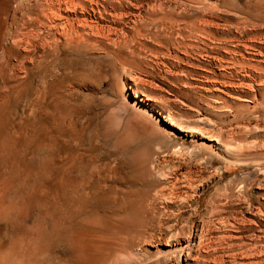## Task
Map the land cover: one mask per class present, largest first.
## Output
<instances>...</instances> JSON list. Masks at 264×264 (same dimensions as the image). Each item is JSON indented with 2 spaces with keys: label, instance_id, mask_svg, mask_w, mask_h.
<instances>
[{
  "label": "rangeland",
  "instance_id": "1",
  "mask_svg": "<svg viewBox=\"0 0 264 264\" xmlns=\"http://www.w3.org/2000/svg\"><path fill=\"white\" fill-rule=\"evenodd\" d=\"M263 13L0 0V264H264ZM66 21L83 41L61 36Z\"/></svg>",
  "mask_w": 264,
  "mask_h": 264
},
{
  "label": "bare ground",
  "instance_id": "2",
  "mask_svg": "<svg viewBox=\"0 0 264 264\" xmlns=\"http://www.w3.org/2000/svg\"><path fill=\"white\" fill-rule=\"evenodd\" d=\"M53 5H55V4H53ZM66 5H67V4H66ZM160 5H161V4H160ZM54 7H55V6H54ZM54 7H53V8H54ZM56 7H57V10H58V6H56ZM85 7H86V6H85ZM51 8H52V7H51ZM59 8H60V7H59ZM69 8H70V7H69ZM71 8H72V7H71ZM54 9H55V8H54ZM54 9H53V10H54ZM66 9H67V8H65V10H66ZM57 10H55V11H57ZM59 10H60V9H59ZM59 10H58V11H59ZM72 10H73V9H72ZM72 10H71V11H72ZM51 11H52V9H51ZM55 11H54V12L52 11V12L55 13ZM66 11H68V10H66ZM69 11H70V10H69ZM69 11H68V13H69ZM208 11H209V10H208ZM63 12H64V11H63ZM58 13H59V12H58ZM60 13H61V12H60ZM60 13H59V14H60ZM71 13H72V12H71ZM261 13H262V12H261ZM59 14H57V15H59ZM61 14H62V13H61ZM63 14H64V13H63ZM75 14H76V12H75ZM180 14H181V13H180ZM263 14H264V13H263ZM53 15H56V14H53ZM57 15H56V17H57ZM69 16H70V15H69ZM49 17H50V16H49ZM66 17H67V15H66ZM79 17H80V16H79ZM81 17H82V16H81ZM210 17H211V16H210ZM63 18H64V17H62L61 19H63ZM71 18H72V17H71ZM52 19H54V17H53ZM59 19H60V18H59ZM54 20H56V19H54ZM78 20H80V19H78ZM82 20H87V19H86V17H85V19H84V17H83ZM88 20H89V19H88ZM88 20H87V21H88ZM157 20H158V19H157ZM89 21H90V20H89ZM201 21H202V20H201ZM70 22H72V21H70ZM70 22H67V21H66V23H61V29H62L61 31H62V33H63V35H61V36H64V38H65V35H71V37H72L71 39L74 40V41L72 40V43H73V42H76L77 39H79V38L81 39V37H82L86 32H85L84 34H81V30H80V32H79L78 28H76V27H75L73 24H71ZM82 22H83V21H82ZM92 22H93V21H92ZM92 22H90V23H92ZM57 23H58V21L56 22V25H60V22H59L58 24H57ZM73 23H74V22H73ZM97 23H99V22H97ZM210 23H211V22H210ZM212 23H213V22H212ZM1 24H2V23H1ZM53 24H54V23H53ZM77 24H78V23H77ZM85 24H86V23H85ZM92 24H93V23H92ZM161 24H162V23H161ZM80 25H81V24H80ZM80 25H79V26H80ZM88 25H89V24H88ZM95 25H98V24L95 23ZM85 26L87 27V25H85ZM92 26H94V25H92ZM101 26H103V25L101 24ZM204 26H205V25H204ZM81 27H82V26H81ZM81 27H80V28H81ZM89 27H90V26H89ZM95 27H96V26H95ZM163 27H164V26H163ZM55 28H56V27H55ZM97 28H100V27L97 26ZM101 28H102V27H101ZM103 28H104V27H103ZM244 28H245V27H244ZM179 29H180V28H179ZM93 30H94V28H93ZM96 30H97V32H98L99 29H96ZM96 30H94V31L96 32ZM55 31H57V30H55ZM85 31H86V29H85ZM106 31H107V30H106ZM57 32H59V31H57ZM57 32H55V33H57ZM72 32H74V35L72 34ZM83 32H84V31H82V33H83ZM108 32H109V31H108ZM55 33H54V34H55ZM98 33H99V32H98ZM98 33H97V34H98ZM103 33H104V32H103ZM106 33H107V32H106ZM64 34H65V35H64ZM75 34H76V35H75ZM80 34H81V37H80ZM56 35H57V34H55V36H56ZM99 35H100V33H99ZM99 35H98V36H99ZM104 35H105V33H104L103 35H101V36H104ZM55 36H54V37H55ZM76 36H77V37H76ZM94 36H95V34H94ZM96 36H97V35H96ZM57 37H58V36H57ZM95 38H97V37H94V39H95ZM66 39H67V38H66ZM69 39H70V38H68V39H67L66 41H64V42H67V41H68V43H70L69 45H72L71 42H69ZM71 39H70V41H71ZM82 39H83V38H82ZM82 39H81V40H82ZM57 40L60 41L59 38H58ZM57 40H56V41H57ZM62 40H63V38H62ZM62 40H61V43H62ZM75 40H76V41H75ZM83 40H84V39H83ZM83 40H82V41H83ZM85 40H86V39H85ZM49 41H50V40H49ZM88 41H89V36H88ZM41 42H42V41H41ZM79 42H80V41H79ZM79 42H78V43H79ZM43 43H44V42H43ZM49 43H50V42H49ZM61 43H60V44H61ZM78 43H77V46H78ZM40 44H41V43H40ZM44 44H45V43H44ZM47 44H48V43H47ZM51 44H52V43H51ZM55 44H56V42H55ZM58 44H59V43H58ZM75 44H76V43H74L73 46H75ZM48 45H50V44H48ZM52 45H53V44H52ZM56 45H57V44H56ZM56 45H54V46H56ZM63 45H64V44H63ZM66 45H67V43H66ZM79 45H80V44H79ZM84 45H85V44H84ZM35 46H36V45H34V48H35ZM39 46H40V45H39ZM45 46H46V45H45ZM54 46H53V48H54ZM60 46H61V45H60ZM32 47H33V46H32ZM42 47H43V44H42ZM46 47H47V46H46ZM57 47H58V46H57ZM57 47H56V48H57ZM40 48H41V47H40ZM40 48H38V49H40ZM47 48H50V46H48ZM51 48H52V47H51ZM59 48H60V47H59ZM47 50H48V49H47ZM33 51H34V50H33ZM50 51H51V49H50ZM50 51L48 50L47 52H50ZM41 52H42V50H41ZM43 52H44V50H43ZM35 54H36V53H35ZM48 54H49V53H48ZM48 54H47V55H48ZM38 55H39V54H38ZM39 56L41 57V55H39ZM43 57H45V56H43ZM41 58H42V57H41ZM243 59H244V58H243ZM40 62H41V61H40ZM254 66H255V65H254ZM242 67H243V66H242ZM3 68H4V67H3ZM4 69H5V68H4ZM51 79H52V78H51ZM83 81H84V80H83ZM52 82H53V81H52ZM84 84H87V83H84ZM82 85H83V84H82ZM46 86H47V85H46ZM47 87H48V86H47ZM46 92H47V91H46ZM53 92H54V91H53ZM51 94H52V93H51ZM53 94H54V93H53ZM53 94H52V95H53ZM60 104H61V103H60ZM117 115H118V114H117ZM120 116H121V114H120L118 117H120ZM4 121H5V120H4ZM1 122H2V121H0V123H1ZM2 123H3V122H2ZM4 123H6V121H5ZM70 123H71V122H70ZM6 124H7V123H6ZM56 125H57V124H56ZM72 125H73V122H72ZM70 126H71V125H70ZM70 126H69V129L71 130ZM8 127H9V126H8ZM67 127H68V126H67ZM1 128H4V127H1ZM34 128H35V127H34ZM73 128H75V127H72V130H74ZM6 129H7V128H6ZM6 129H5V131H6ZM11 129H12V128H11ZM67 129H68V128H67ZM2 130H3V129H2ZM2 130H0V131L2 132ZM8 131H9V129H8ZM8 131H6V132H8ZM35 131H36V129H35ZM14 132H15V131H14ZM19 132H20V131H19ZM72 132H73V131H72ZM8 133H9V132H8ZM21 133H22V132H21ZM74 133H75V132H74ZM9 134H10V133H9ZM71 134H72V133H71ZM4 135H5V134H4ZM33 135H34V134H33ZM37 135H39V134H37ZM1 136H2V135H1ZM1 136H0V137H1ZM21 136H22V135H21ZM6 137H7V136H6ZM33 137H34V136H33ZM33 137H31V139H32ZM36 137H38V136H35L34 139H35ZM3 138H4V136H3ZM18 138H19V137H18ZM4 140H5V139H3V141H4ZM8 140H9V138H8ZM16 140H17V139H16ZM18 140H19V139H18ZM1 141H2V140H1ZM5 141H7V139H6ZM5 141H4V143H5ZM36 141H37V140H36ZM2 143H3V142H2ZM4 143H3V144H4ZM10 143H11V142H10ZM15 143H16V142H15ZM34 143H35V142H34ZM34 143H33V144H34ZM51 143H52V142H51ZM65 143H66V142H65ZM18 144H19V143H18ZM6 145H8V144L6 143ZM13 145H14V143H13ZM13 145H11V146H13ZM66 145H68V144H66ZM9 146H10V145H9ZM7 147H8V146H7ZM65 147H66V146H65ZM11 157H12V155H11ZM22 157L24 158L23 155H22ZM70 157H71V156H70ZM79 157H80V156H79ZM12 158H13V157H12ZM66 158H67V157H66ZM66 158H65V159H66ZM71 158H72V157H71ZM71 158H69V159H70V160H73V159H71ZM10 159H11V158H10ZM50 159H51V158H50ZM61 159H62V158H61ZM11 160H13V159H11ZM18 160H19V159H18ZM18 160H16V161L18 162ZM20 160H22V158H21ZM20 160H19V161H20ZM62 160H63V159H62ZM79 160H80V159H79ZM16 161H14V162L16 163ZM25 161H26V160H25ZM50 161H52V159H51ZM22 162H23V161H22ZM30 162H31V161H30ZM67 162L69 163L70 161L68 160ZM26 163H27V162H26ZM74 163H75V161H74ZM49 164H50V162H49ZM51 164H52V163H51ZM53 164H54V163H53ZM54 165H55V164H54ZM16 166H17V165H16ZM19 166H20V165H18L17 167H19ZM29 166H30V164H29ZM56 166H57V164H56ZM58 166H59V165H58ZM17 167H16V168H17ZM22 167H23V165H22ZM54 167H55V166H54ZM27 168H28V164H27ZM30 168H31V166H30ZM30 168H28V169H30ZM59 168H60V167H59ZM71 168H72V167H71ZM17 169H18V168H17ZM19 169H20V168H19ZM22 169L24 170V169H26V167H25V168H22ZM22 169H21V171H22ZM50 169H51L52 171H51V174H50L49 177H51V175L53 174V173H52L53 170H54V169H53V165H52V168L50 167ZM26 170H27V169H26ZM26 170H24V171L28 173V170H27V171H26ZM32 170H34V168H33ZM17 171L20 172V170H17ZM24 171H22V172H24ZM30 171H31V169H30ZM30 171H29V173H30ZM34 171H36V169H35ZM29 173H28V175H29ZM18 174H19V175H18ZM18 174L16 173V175L20 176V174H22V173H18ZM30 174H31V173H30ZM67 174H68V172H67ZM25 175H26V173H25ZM53 175H54V174H53ZM18 176H17V177H18ZM22 176H24V175L22 174ZM27 177H28V176H27ZM32 177L37 178V177H35V176H32ZM52 177H53V176H52ZM63 177H64V176H63ZM67 177H69V176H67ZM34 178H33V179H34ZM28 179H29V178H28ZM63 179H64V178H63ZM64 180H65V179H64ZM64 180H63V182H64ZM36 181L39 182V180H36ZM66 181H67V180H66ZM66 181H65V182H66ZM69 181H70V180H69ZM63 182H62V183H63ZM67 184H68V183H67ZM0 185H1V184H0ZM3 187H4V186H3ZM0 195H1V194H0ZM6 197H7V196H5V198H6ZM59 197H60V196H59ZM1 198H2V197H1ZM1 198H0V200H1ZM245 199H246V198H245ZM3 200H5V199H3ZM3 200H2V201H3ZM12 201H13V200H12ZM4 202H5V201H3V206H5L4 204H5L7 201H6L5 203H4ZM9 202H10V200H9ZM10 203H11V202H10ZM15 203H16V202H15ZM39 203H40V202H39ZM39 203H38V204L35 203V204L38 206ZM261 203H262V201H261ZM252 204H253V203H252ZM7 205H10V204L8 203ZM7 205H6V207H7ZM16 205H17V208L21 206L20 204H19V206H18V204H16ZM10 206H11V205H10ZM37 206H36V207H37ZM252 206H254V205H252ZM12 207L16 209L15 205L13 206V203H12ZM12 207H11V208L8 207V208H10V210H12ZM263 207H264V202H263L262 204H260V205L257 207V208H258V212H261ZM15 209H14V210H15ZM7 210H8V209H7ZM18 210L20 211L19 208H18ZM18 210H17V211H18ZM259 210H261V211H259ZM12 211H13V210H12ZM18 213H19V212H18ZM26 213H27V214H25V211H24V213H23V214H25V217H24V215H23V217L25 218V220H26V215H29V211L26 212ZM21 214H22V213H21ZM16 215H17V214H16ZM16 215H14L13 217L15 218ZM251 215H252V214H251ZM19 216H21V215H19ZM252 216H253V215H252ZM261 216H262V215H261ZM27 217H28V216H27ZM30 217H31V216H30ZM257 217L259 218V214H258ZM1 218H2V216H1ZM3 218H4V217H3ZM14 218H13V220H14ZM17 218H19V217H17ZM258 218H257V219H258ZM5 219H6V217H5ZM21 219L24 220V219L22 218V216H21V218H20L19 220H21ZM3 220H4V219H3ZM6 220H7V219H6ZM25 220H24V221H25ZM116 221H117V220H116ZM250 221H251V220H250ZM8 222H9V221H8ZM21 222L24 224L23 221H21ZM21 222L19 223V225L21 224ZM32 222H34V221H32ZM243 222H244V221H243ZM246 222H248V221L246 220ZM246 222H244V223L246 224ZM251 222H252V221H251ZM0 223H1V222H0ZM15 223H16V220H15L14 224H15ZM253 223H254V222H253ZM3 224H5V223H3ZM7 224H9V223H7ZM17 224H18V222H17L15 225L17 226ZM251 224H252V223H251ZM251 224H250V222L247 224V225H249V227H250V230L248 229L249 231H251V230L253 231V230H254L253 228H255L254 225H251ZM12 225H13V224H12ZM34 225H35V224H34ZM30 226H31V225H30ZM103 226H104V225H103ZM256 226H257L256 229H255L256 232H257V230L260 231L259 229L262 228V227H264V219L260 218V219L257 221ZM13 227H14V226H13ZM24 227H25V225H23V228H24ZM32 227H33V226L29 227V229H30V228L32 229ZM241 227L246 228L247 226L244 227V224H243V226H241ZM241 227H239L240 230H241V229L243 230V228H241ZM249 227H248V228H249ZM17 228H18V229H23L22 226H21V228H20V226L17 227ZM17 228H16V229H17ZM26 228H27V231H26L27 233H26L25 235H28V236H26V238L29 237V236L31 237L32 234L29 235V234H28V231L31 233L32 230H28V227H26ZM14 229H15V228H14ZM34 229H35V228H34ZM24 230H25V228L23 229V232H25ZM238 230H239V229H238ZM240 230H239V231H240ZM248 230H247V231H248ZM261 230H262V229H261ZM17 231H18V230H17ZM35 231L38 232L37 228L35 229ZM35 231L33 230L34 234L36 233ZM20 232H21V231H20ZM20 232H19V233H20ZM242 232H243V231H242ZM256 232H255V233H256ZM260 232H261V231H260ZM17 233H18V232H17ZM257 233H258V232H257ZM34 234L32 235V237L35 236ZM37 234H38L37 237H38V239H39V233H37ZM241 234H242V233H241ZM243 234H245V233L243 232ZM249 234H251V232H249ZM249 234H248V235H249ZM21 235H22V236H21ZM21 235L19 234V236H21V238H23L24 235H23L22 233H21ZM251 235H252V234H251ZM251 235H249V236H251ZM253 235H255V234H253ZM245 236H246V235H245ZM249 236H248V238H249ZM255 236H256V235H255ZM263 236H264V235H263ZM32 237H31V238H32ZM240 237H242V236H240ZM240 237H239V238H240ZM13 238H14V237H13ZM17 238H18V242L20 241L19 243H21V242L24 240V239L19 240L18 235H17ZM24 238H25V236H24ZM31 238L29 239L30 245H31V243H32V242H31ZM33 238H35V237H33ZM230 238H231V237H230ZM244 238H245V237H244ZM246 238H247V237H246ZM256 238H257V237H256ZM258 238H259V237H258ZM258 238H257V242L261 239V236H260V239H258ZM107 239H108V238H107ZM262 239H263V240H262ZM262 239H261V240L264 241V237H262ZM16 240H17V239H16ZM35 240L37 241V238H35ZM35 240H34V241H35ZM237 240H238V239H237ZM251 240H252V239H251ZM254 240H255V239H254ZM24 241H25V240H24ZM24 241L22 242V244L24 243ZM26 241H27V240H26ZM26 241H25V243H26ZM32 241H33V240H32ZM36 241H35V242H36ZM38 241H39V240H38ZM11 242H12V241H11ZM27 242H28V241H27ZM29 242H28V243H29ZM254 242L257 243L256 240L253 241V243H254ZM19 243L16 242V244H18V245H19ZM28 243H27V245L29 246ZM258 243L261 244V242H258ZM22 244H21V245H22ZM35 244L38 245V242H36ZM250 244H251V242H250ZM259 244H258V245H259ZM12 245H13V244H12ZM21 245H19V246H21ZM24 245H25V244H24ZM32 245H33V243H32ZM37 245H36V246H37ZM236 245H237V244H236ZM239 245H240V244H239ZM251 245H252V244H251ZM254 245H255V246H251V247H253V248H250L251 250H249V249L247 248V249L250 251L248 255L252 254V252L254 251V252H256V253H255V254H256L255 256H257V253H258V256H259V255H260V254H259V252H260V247H259L257 244H254ZM36 246H35V249H38L39 247H36ZM39 246H40V244H39ZM241 246H242V245H241ZM249 246H250V245H249ZM5 247H6V246H5ZM32 247L34 248V246H32ZM244 247H245V246H244ZM261 247H262V246H261ZM22 248H23V245H22ZM27 249H30V248H27ZM252 249H253V251H252ZM14 250H15V249H14ZM4 251H5V250H4ZM29 251H33V249H30ZM37 251H41V250L38 249ZM262 251H263V250H262ZM14 252H15V251H14ZM245 252H246V251H245ZM254 252H253V253H254ZM246 253H247V252H246ZM262 253L264 254V252H262ZM13 255H14V254H13ZM13 255H12V256H13ZM18 255H19V254H18ZM243 255H244V254H243ZM245 255H246V254H245ZM9 256H10V255H9ZM14 256H15V255H14ZM20 256H21V255H20ZM237 256H238V255H237ZM250 256H251V255H250ZM252 256H253V254H252ZM255 256H253V257H255ZM17 257H19V256H17ZM259 257H260V256H259ZM11 258H12V257H11ZM31 258H32V257H30V259H31ZM235 258H236V257H235ZM242 258H243V257H242ZM247 258H248V257H247ZM247 258H246V259H247ZM257 258H258V257H257ZM261 258H262V256L260 257V259H261ZM17 259H18V258H17ZM24 259H25V258H24ZM24 259H21L20 261L17 260V261H19V262H17L16 264H23ZM30 259H29L28 261H31V260H32V259H31V260H30ZM246 259H245V260H246ZM255 259H256V258H255ZM38 260H39V259H38ZM248 260H250V259H248ZM257 260L259 261V258H258ZM7 261H8V260H7ZM250 261H251V260H250ZM250 261H248V262H250ZM253 261H256V260H253ZM253 261H251V262H253ZM262 261H263V260H262ZM262 261L259 262V263H262ZM0 262H1V261H0ZM31 262H32V261H31ZM36 262H37V261H36ZM243 262H244V260H243ZM251 262H250V263H251ZM7 263L9 264V261H8ZM14 263H15V261H14ZM39 263H40V262H39ZM28 264H29V263H28ZM244 264H245V263H244ZM252 264H253V263H252ZM257 264H258V262H257ZM262 264H263V263H262Z\"/></svg>",
  "mask_w": 264,
  "mask_h": 264
}]
</instances>
